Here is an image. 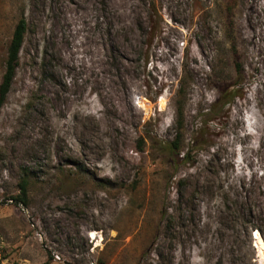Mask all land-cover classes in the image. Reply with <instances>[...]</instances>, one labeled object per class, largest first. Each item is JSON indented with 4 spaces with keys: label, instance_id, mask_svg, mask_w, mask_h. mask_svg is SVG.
I'll use <instances>...</instances> for the list:
<instances>
[{
    "label": "rangeland",
    "instance_id": "rangeland-1",
    "mask_svg": "<svg viewBox=\"0 0 264 264\" xmlns=\"http://www.w3.org/2000/svg\"><path fill=\"white\" fill-rule=\"evenodd\" d=\"M21 17L0 264H264V0H0V84Z\"/></svg>",
    "mask_w": 264,
    "mask_h": 264
},
{
    "label": "trees",
    "instance_id": "trees-1",
    "mask_svg": "<svg viewBox=\"0 0 264 264\" xmlns=\"http://www.w3.org/2000/svg\"><path fill=\"white\" fill-rule=\"evenodd\" d=\"M28 30V24L25 17H21L18 23L15 26V29L12 34L11 41L9 43L8 49H7V57L5 61V71L4 75L2 77V82L0 84V108L2 107L10 89L13 83V80L16 75V69L19 65L20 60V51L22 49V46L25 41V36ZM187 87V80L181 79L179 82V94H184L185 88ZM234 93L235 91H227L226 93ZM223 95V94H222ZM221 95V96H222ZM221 98L218 97L217 101L212 104L211 109L207 110L204 114L205 117H208V115H211L212 113L216 112L215 107L220 103ZM177 113L179 118V127L182 125V118H183V110L182 106L177 107ZM214 118L208 119L213 120ZM181 120V121H180ZM178 127V128H179ZM176 138L171 142V154L176 162H185L189 163L191 159V154L187 151L185 153H180V128L176 132ZM191 142H193V145L195 144V139H193ZM183 154L181 157L180 155ZM183 180H180L182 182ZM29 183L30 179L28 176H24L23 180L19 184L20 194L13 198L14 201L17 204H28V191H29ZM253 229V227H252ZM44 264H49V260H47Z\"/></svg>",
    "mask_w": 264,
    "mask_h": 264
}]
</instances>
